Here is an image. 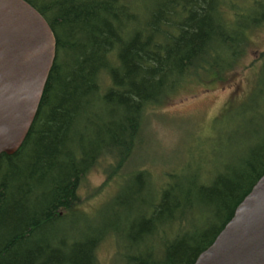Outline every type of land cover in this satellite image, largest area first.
Listing matches in <instances>:
<instances>
[{
  "label": "trees",
  "instance_id": "trees-1",
  "mask_svg": "<svg viewBox=\"0 0 264 264\" xmlns=\"http://www.w3.org/2000/svg\"><path fill=\"white\" fill-rule=\"evenodd\" d=\"M25 1L52 28L56 56L23 143L0 154V264H107L102 248L116 253L110 264H193L264 175L256 103L243 111L260 123H242L243 140L212 167L192 161L162 180L138 168L106 201L112 224L65 223L85 213L78 190L99 158L113 163L97 193L123 168L144 139L148 110L199 81L212 88L234 80L264 30V0L248 10L230 0H148L141 8L138 0ZM262 59L264 52L255 62ZM252 89L250 101L264 105V80ZM122 207L128 216L115 214Z\"/></svg>",
  "mask_w": 264,
  "mask_h": 264
},
{
  "label": "rangeland",
  "instance_id": "rangeland-1",
  "mask_svg": "<svg viewBox=\"0 0 264 264\" xmlns=\"http://www.w3.org/2000/svg\"><path fill=\"white\" fill-rule=\"evenodd\" d=\"M230 1L231 4L246 10L251 6V0ZM135 3L137 8H141L143 4L148 3V0H138ZM242 23L243 20H241ZM252 39L255 43L253 47L247 48L244 64L235 68L234 80L212 88H210L213 85L212 81L203 83L199 81L200 86L193 90L188 87V93L185 92L164 107L148 110L142 124L144 139L135 146L133 156L129 157L123 168L109 180L107 186L97 193L113 163V159L108 156L99 158L97 164L85 175L78 190L79 209L85 213L73 215L65 225L79 229L87 225L94 227L106 223L112 224L115 215H110L112 212L105 210L106 201L123 182L131 180L132 173L138 168L147 169L151 172L152 178L158 175L156 179L162 180L164 171L181 172V168H187V163L192 161L201 163L205 168L212 167V164L222 158L225 150L227 151L230 146L233 147L236 141L243 140V133L238 131L240 125L248 121L260 123L253 117L251 108L245 111L243 108L256 103L258 106L255 117L264 112V105L262 102L259 103L258 96L250 101L254 93L252 89L254 83L264 80V59L255 62L264 52V30L262 32L261 29L259 33L254 34ZM219 57L225 59L222 56ZM252 62L255 63L250 69ZM202 73L200 72V76L196 77L202 79L207 75L211 78L213 75ZM231 98L226 109L214 118L220 107ZM94 127L95 125H89V131ZM192 169L193 167L190 168ZM114 212L126 216L129 214L128 208L123 207ZM111 239L114 246L116 238ZM115 255L116 253L104 248L99 254L107 264H110V259ZM108 258H110L109 261H107Z\"/></svg>",
  "mask_w": 264,
  "mask_h": 264
},
{
  "label": "water",
  "instance_id": "water-1",
  "mask_svg": "<svg viewBox=\"0 0 264 264\" xmlns=\"http://www.w3.org/2000/svg\"><path fill=\"white\" fill-rule=\"evenodd\" d=\"M56 54L45 18L25 0H0V154L23 143ZM193 264H264V175Z\"/></svg>",
  "mask_w": 264,
  "mask_h": 264
}]
</instances>
